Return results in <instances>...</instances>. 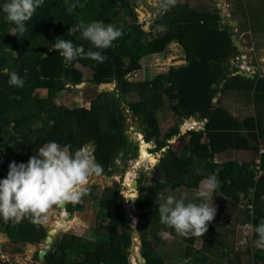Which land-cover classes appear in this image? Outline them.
<instances>
[{
  "label": "trees",
  "instance_id": "obj_1",
  "mask_svg": "<svg viewBox=\"0 0 264 264\" xmlns=\"http://www.w3.org/2000/svg\"><path fill=\"white\" fill-rule=\"evenodd\" d=\"M140 1L45 0L25 22L27 31L21 36L11 33L16 25L4 19L2 5L7 0H0V147H8L10 154L0 164V179L6 178L10 162L27 163L51 141L70 145L72 152L91 147L104 169L100 176L117 175V160H125L131 152L132 157L139 155L138 143L128 134L134 120L144 141L154 143L153 151L164 150L154 167L153 183L148 184L144 172L137 182L135 228L147 264H264V250L256 247L257 234L252 230L249 243H237L225 223L228 214L218 210L223 221H211L202 237L181 236L184 245L174 249L177 260L164 257L156 247L165 240L162 232L178 235L160 223V196L181 188L197 189L209 174L220 181L213 194L216 205L223 207V199L234 208L245 204L242 222L250 227L264 220V74L254 68L250 77L232 64L230 58L239 49L215 0H178L170 11L158 10L150 29L139 18ZM74 2L84 7L69 13L68 6ZM247 17L250 21L255 14L247 13ZM94 21L112 24L123 35L110 48L96 49L82 38L80 27L82 22ZM57 38L82 45L85 51H101L107 59L99 63L77 58L67 63L54 50ZM173 42L181 46L184 64H171L148 80L134 77L143 69L142 59L165 52ZM12 71L24 78V87L8 84ZM85 82L95 91L93 96L86 94L89 108L55 103L69 86ZM111 83L114 89L100 90ZM38 89L46 91V96L37 95ZM134 92L139 100L126 102L125 97ZM226 101L257 105V110L237 115ZM165 113H170L167 120ZM190 119L204 122L203 130L183 132ZM175 138L184 140L183 148L172 145ZM92 198L101 210L92 230L95 239L65 234L48 252L45 264H131L135 231L121 187H107L101 198ZM84 205V200L67 203L66 211L73 217ZM0 224L16 244H40L47 237L43 225L27 218L14 223L0 217ZM216 232L217 244L212 241ZM72 253L82 260L75 261Z\"/></svg>",
  "mask_w": 264,
  "mask_h": 264
},
{
  "label": "clouds",
  "instance_id": "obj_2",
  "mask_svg": "<svg viewBox=\"0 0 264 264\" xmlns=\"http://www.w3.org/2000/svg\"><path fill=\"white\" fill-rule=\"evenodd\" d=\"M177 2L178 0H159L160 12L170 11ZM44 3L45 0H7L2 5V12L7 22L16 25L11 33L16 35L15 33L19 32L22 36L27 31L25 22ZM78 7L83 8L84 4L74 2L68 6L67 10L72 13ZM228 14H232L231 10ZM80 27L82 38L101 50L110 48L113 41L123 35L122 29L112 24L105 25L103 21H94L87 25L82 22ZM54 50L59 51L67 63L77 58H89L99 63L107 59L101 51L91 49L85 51L82 45L74 46L72 41L60 38L55 40ZM250 74L253 75V73ZM8 75L10 86L24 87L25 80L18 73L12 71ZM203 128L204 124L197 129L203 130ZM103 171V166L96 161L92 148L85 145L72 152L70 145L62 147L58 142L51 141L38 150V155L30 156L27 163L15 161L9 163L6 178L0 179V217L14 223L27 218L34 225H43L53 207L82 202L83 197L90 194L91 178L102 175ZM219 186L220 181L217 176L209 174L200 182L198 190L193 193V201L186 203V197L177 198L170 192L164 202L158 205L160 223L173 229L182 237H202L208 230V224L216 215L213 194H217ZM138 197L129 198L135 200ZM62 213L65 214V220L61 215L63 221L67 222L69 213L67 211ZM250 214L254 216V209ZM56 227L60 231L64 228V226ZM251 227L258 236L256 247L264 250V220ZM161 235L162 238H166L170 234L162 232ZM9 261L5 259L4 264H10ZM130 261H132L131 256Z\"/></svg>",
  "mask_w": 264,
  "mask_h": 264
},
{
  "label": "rangeland",
  "instance_id": "obj_3",
  "mask_svg": "<svg viewBox=\"0 0 264 264\" xmlns=\"http://www.w3.org/2000/svg\"><path fill=\"white\" fill-rule=\"evenodd\" d=\"M222 1H226V0H215L218 6L221 7L222 15L225 16V18L227 17V22H230V20H237V21L239 20V22L242 21L243 23L247 22L248 20L247 11H249L250 9V8H247V3H250V0H247V2H244V0H241L243 8L239 10L238 9L235 10L237 11L236 16L233 12L230 16H228V13H229L228 7ZM261 3L264 6V0ZM158 10H159V0H141L139 2L137 11L139 13V18L141 21L144 22L146 29H150L152 20L158 14ZM249 13L254 14V11L251 10L249 11ZM60 22L65 23L64 20H60ZM243 28L244 29H242L240 25H237V24H234L232 27L233 32L235 31L237 32V30L239 29L237 32V40L241 42L243 48L238 50L239 53H237L235 56H232L230 60L234 66L239 68L240 70L239 72L243 71V72H248V73H254L255 72L254 68H256L257 71H260V73L264 74V32L263 31L260 32L259 35L255 34L254 32H251L250 36L247 37V24L245 27L243 26ZM175 44L176 43L174 42L169 44L165 52L142 59L143 70L136 73L134 77L138 79L148 80L150 77L155 76L157 72L164 70L168 65H170V63L172 62L176 63L175 59L177 58L176 55H178L177 47L179 48L178 50L180 51L182 49L179 44H176V45ZM171 52L176 53V55H171ZM184 63L185 61L182 64ZM88 84H89L88 82H85L77 86H69L67 91L61 93L60 96L56 98L55 103L57 105L64 104L69 107H88L89 108L90 107V103H89L90 97H88V95L86 94L93 96L95 94V91H93V88L89 87ZM114 88H115L114 83H111V85H102L100 90H105V89L112 90ZM36 94L40 95V97H45L46 91L38 89L36 91ZM138 96L139 95L137 92L130 93L129 95L125 97V101L129 103L132 101L139 100ZM226 102L228 105L227 107H229L230 111L237 115L241 113L242 115L244 114L247 115L249 112L255 113V111L257 110V107H256L257 105L250 106L247 109V107H244L242 105L230 104V102L228 101ZM165 114H166L165 119L167 120L168 116L170 117V113H165ZM190 122H191L190 129L193 127L201 128V125L204 124V123H195L193 119H190ZM130 123H131V127L128 131V134L134 142L138 143V146H139L138 157L137 158L134 156L132 157L133 154L131 152L130 154L131 157L129 156L125 160H121V159L117 160V165H118V168L120 169V172L117 175H114L112 177L94 176L91 178L90 185H89L90 194L89 196L83 197V200L85 203L84 210L81 212H77V214H75L73 217L69 216L68 218H66L67 222H64L62 224L64 228L61 229V232H60L61 235L72 234V235L83 237L85 238V240L93 241L95 239V236L92 230L95 227L97 220L100 218V214H101L100 207L98 206L97 201L95 202V200L92 198L93 196L101 198L104 193V190L107 187H115V186L119 187L120 186L122 189V195L125 199L126 207L130 205L134 206L135 204L132 201V199L130 200L125 196L126 190L129 189L126 186V180L128 176H131V180L132 181L135 180L136 184L142 172L145 173L149 185L153 183L154 179H156L153 173L154 167L155 165H157L160 158L162 157V153L164 150H162L161 152H154L153 151L155 148L154 143H146L149 146L147 147V151L149 152V154L156 156V162L153 163L151 161L150 155L141 158V148L145 144L143 143V135L141 134V132L137 131V128H136L137 121L130 120ZM166 126L168 127V125L163 124L164 128H167ZM185 127L186 125L182 129L183 131H185L184 130ZM171 143L177 149H181L184 146V140L180 138L173 139ZM230 152L235 154V152L233 151H230ZM3 157L4 158L10 157V154L8 152V147H4V148L0 147V162ZM0 169H1V165H0ZM122 172H124L123 176H122ZM133 190H134L133 191L134 194L137 196L138 195L137 186H135ZM197 190L198 188L193 189V190H186L185 188H181V189H177L175 192H172V191L170 192L171 194L175 195L177 198H180L182 196L186 197L185 202L187 203L189 201H193L194 199L193 193ZM170 192H166L165 195L160 196L161 203L164 202V200L170 194ZM134 201L136 202V200ZM214 201H215V198L213 196V204L215 205L216 210H218L219 213L225 212L226 214H228L229 218L226 217L227 221L225 223H227L229 230L234 231L233 236L234 238H236L237 243H240V242L249 243V241L251 240V236H252V228L248 224L246 225V223L242 222L243 215H244V209L246 205L241 203V205L238 208H234L232 205H229V201L227 199H223L222 205H221L223 207H220L216 205ZM59 210L60 209L58 207H53L50 210L49 212L50 215L48 216L46 223H44L45 225H48L47 227L50 226L52 228L57 225H61V224H58V221H57ZM233 210L236 212V214L234 215L232 212ZM128 215H129V219L131 220V223L132 222L136 223L137 217H135L134 215H131L130 213H128ZM219 215L220 214L216 213L211 223L215 224L216 221L217 222H221V220L223 221V218L221 219L220 217L219 219ZM70 221H74V223L72 224V222ZM52 223H54L55 225H53ZM68 226H70V228L67 229ZM0 230H1L0 232V245H1L0 264H4L5 259L7 261L9 259L11 263L17 264L15 259L12 258V256L14 254L13 253L14 251L17 252L19 245L16 243H13V241L7 238V236L3 233V228L1 224H0ZM218 238H219V235L216 232V235L213 236L212 241L217 244L216 241H219ZM56 240H57V237L55 236L54 238L55 244L52 243L53 248L57 246L58 244ZM183 245L184 244H183V241L181 240L180 235H173V236L168 235L167 238H165V240L163 241V244H156V247L157 249H159V251H161L164 257L177 260L176 258L177 256L175 255L174 249L178 247H182ZM37 246H33L29 248L32 250V252H30L31 253L30 255L35 256V257L33 256L34 257L33 264L39 263L38 253L36 252L40 251L39 247L41 249H44L46 247V241L40 243V245H37ZM201 246H202V243L199 242V247ZM140 248H141V242H140L139 237L137 238L133 237V246L131 248V260H132L131 263L135 261L138 264H140L137 258V251L140 252ZM29 249H24V250L28 251ZM21 254L23 255V253ZM71 255L74 260H77V259L82 260V258H78L73 253ZM174 264H181V263H174ZM183 264H186V263H183Z\"/></svg>",
  "mask_w": 264,
  "mask_h": 264
},
{
  "label": "crops",
  "instance_id": "obj_4",
  "mask_svg": "<svg viewBox=\"0 0 264 264\" xmlns=\"http://www.w3.org/2000/svg\"><path fill=\"white\" fill-rule=\"evenodd\" d=\"M263 0H250V3H247V8H250L249 9V11H251V10H253L254 11V14H255V17L254 18H250V21H249V18H247L248 20H247V22L245 23H243L242 21H240L239 22V20H238V22L236 23L237 25H240V27L242 28V29H244L243 28V26L245 27L246 26V24H247V37L248 36H250V34H251V32H254L255 34H257V35H259L260 34V32H264V19H263V17H264V6H263V4L261 3ZM223 3H225L226 5H227V7H228V10H231V12H233L234 14H235V16H236V14H237V11H235L234 12V10H239V9H241V8H243V5H242V1L241 0H226V1H222ZM244 2H247V0H244ZM263 6V7H262ZM227 9V8H226ZM249 11H247V13H249ZM241 14H242V12H241ZM249 14H251V13H249ZM228 16H230L229 14H228ZM248 17H250V16H248ZM231 18H232V16H231ZM230 18V19H231ZM225 20H227V17L225 18ZM232 21H234V20H230V22H228V23H231ZM230 29V28H229ZM239 30V29H238ZM238 30H237V32H238ZM233 31V30H232ZM236 32V31H235ZM256 38H257V36H256ZM176 43V42H175ZM177 44V43H176ZM175 44V45H176ZM179 48L177 47V51H178V55H176V53H173V52H171V55H176L177 56V59H175V61H176V63L175 64H182L185 60L183 59V56H185L184 55V52H183V50H178ZM182 49V48H181ZM180 52V53H179ZM174 58V57H173ZM171 64H174L173 62L172 63H170V65ZM170 65H168L165 69H167ZM143 70V69H142ZM249 108V103L247 104V109ZM248 113V112H247ZM50 214H48V216H49ZM59 219H57V221H58ZM70 222H72V224L74 223V221H70ZM53 225H55L54 223H52ZM58 224H61V225H59V226H62V224H63V220H62V222L60 223V222H58ZM43 226L47 229V235H48V231H50V229H52L50 226L49 227H47L48 225H45V224H43ZM71 226V225H70ZM70 226H68L67 227V229L68 228H70ZM59 237H61V235H59ZM18 245H19V247H21L22 248V251H20V252H13L14 254H13V256H12V258H14L15 259V261H16V263L17 264H33V259H34V255H30L31 253L30 252H32V250L31 249H29V248H31V247H33V246H37V245H40V244H20V243H18ZM38 247V246H37ZM24 249H29L28 251H26V250H24ZM45 249V248H44ZM23 250H24V252H23ZM39 250L41 251V250H43V249H41L40 247H39ZM40 251H37L36 253H38V259H39V263L38 264H45L44 263V261H45V258H46V256H45V258H44V260H40V258H39V253H40ZM21 253H23V255L21 254ZM15 254H17V255H15ZM15 255V256H14ZM34 256V257H33ZM75 261H77V260H75ZM9 263L10 264H13V263H11L10 261H9Z\"/></svg>",
  "mask_w": 264,
  "mask_h": 264
},
{
  "label": "water",
  "instance_id": "obj_5",
  "mask_svg": "<svg viewBox=\"0 0 264 264\" xmlns=\"http://www.w3.org/2000/svg\"><path fill=\"white\" fill-rule=\"evenodd\" d=\"M238 21L237 20H234V21H232L231 23H230V26H231V28L229 29V32H231V38H232V40L235 42V44H236V46L238 47V49L240 50V49H242L243 48V46H242V44H241V42L239 41V40H237V34L235 33V32H232V27H233V25L234 24H236ZM240 73H244V74H246L247 76H253L252 74H250V73H248V72H243V71H241ZM132 114V113H131ZM188 123H186V127L184 128V130L186 131V130H188L190 127H191V122H190V120L189 121H187ZM136 128H137V131L138 132H141V129H140V124L139 123H137L136 124ZM5 161V158L3 157L2 159H1V162L0 163H3ZM135 186H137V184H136V182L134 183V187ZM130 200H131V198H129ZM137 199V198H136ZM133 201V200H132ZM134 202V204H136V202L135 201H133ZM66 206H67V203L66 204H62V205H57V207L59 208V209H62L63 211H66ZM126 211H127V213H130L131 215H134L135 217H136V208H135V205L133 206V205H130V206H127L126 207ZM60 218H62V216H59L58 217V219H60ZM127 218L129 219V215H127ZM65 221H63V223H64ZM135 225H136V223L135 222H132L131 223V227L134 229V231H135V234H134V237H138V234L136 233L137 232V230H136V228H135ZM58 232H59V228L58 227H53L52 229H50V231H48V235H47V237H46V247H45V249H43V250H41L40 251V253H39V258H40V260H44V258H45V256L48 254V252L50 251V249L52 248V243H54V238H55V236L57 237V235H58ZM137 258H138V261H139V263L140 264H147V260H146V258L142 255V253L141 252H139V251H137Z\"/></svg>",
  "mask_w": 264,
  "mask_h": 264
},
{
  "label": "bare ground",
  "instance_id": "obj_6",
  "mask_svg": "<svg viewBox=\"0 0 264 264\" xmlns=\"http://www.w3.org/2000/svg\"><path fill=\"white\" fill-rule=\"evenodd\" d=\"M143 143H145L143 146H142V148H141V158H143V157H146V156H149L150 155V158H151V161L153 162V163H155L156 162V156H153V155H151V154H149V152L147 151V147H149L148 146V144H146V142L143 140ZM131 180V176H128V178H127V180H126V186L129 188L128 190H126V192H125V196L129 199V197H135L136 195L134 194V190H133V188H134V183H135V180L134 181H132ZM131 182V183H130ZM129 185H130V187H129ZM133 200V199H132ZM136 200V199H135ZM134 201V200H133ZM64 213H66V212H64ZM63 220V218H60L59 220H58V222H60L61 223V221ZM138 243V242H137ZM134 264H138L137 262H133Z\"/></svg>",
  "mask_w": 264,
  "mask_h": 264
},
{
  "label": "flooded vegetation",
  "instance_id": "obj_7",
  "mask_svg": "<svg viewBox=\"0 0 264 264\" xmlns=\"http://www.w3.org/2000/svg\"><path fill=\"white\" fill-rule=\"evenodd\" d=\"M55 207H57V206H55ZM62 212H63V210L60 209V210H59V215L57 216V219H58L59 216L63 215L64 220H65V216H64V214H63ZM57 226H59V225H57ZM60 232H61V231L59 230L58 235H57V240H58V238H59V235H61ZM63 235H65V234H63ZM63 235H61V237H62ZM67 235H69V234H67ZM45 240H46V239H45ZM57 240H56V242H57ZM54 244H55V243H54ZM52 248H53V247H52Z\"/></svg>",
  "mask_w": 264,
  "mask_h": 264
}]
</instances>
